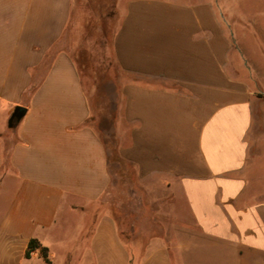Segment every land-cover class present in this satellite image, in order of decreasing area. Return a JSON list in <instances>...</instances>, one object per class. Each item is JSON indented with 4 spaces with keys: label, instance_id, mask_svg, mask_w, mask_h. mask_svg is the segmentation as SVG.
<instances>
[{
    "label": "crops",
    "instance_id": "1",
    "mask_svg": "<svg viewBox=\"0 0 264 264\" xmlns=\"http://www.w3.org/2000/svg\"><path fill=\"white\" fill-rule=\"evenodd\" d=\"M218 3L115 1L112 56L133 78L113 134L149 215L128 238L61 41L71 0H0V264L38 258L30 239L50 263L61 245L75 264H264V92Z\"/></svg>",
    "mask_w": 264,
    "mask_h": 264
},
{
    "label": "rangeland",
    "instance_id": "2",
    "mask_svg": "<svg viewBox=\"0 0 264 264\" xmlns=\"http://www.w3.org/2000/svg\"><path fill=\"white\" fill-rule=\"evenodd\" d=\"M115 1L71 0L70 18L61 41L82 76L91 111L88 122L107 150L115 204L112 213L118 225L124 229L122 234L129 238L131 226H143L149 215L145 211L141 213L130 203L134 197L131 193L133 184L131 181L126 183V179L132 180L135 171L130 164L119 160L118 142L113 134L120 105V83L133 78L117 66L112 56L111 39L118 17ZM218 2L217 10L224 27L236 43L241 44L244 58L256 71L257 82L264 92V0ZM66 251L68 248L61 245L52 249L50 264H75L73 259L66 256ZM22 264L45 263L38 253V258L22 261Z\"/></svg>",
    "mask_w": 264,
    "mask_h": 264
},
{
    "label": "trees",
    "instance_id": "3",
    "mask_svg": "<svg viewBox=\"0 0 264 264\" xmlns=\"http://www.w3.org/2000/svg\"><path fill=\"white\" fill-rule=\"evenodd\" d=\"M104 144V142H103ZM38 252L40 258L45 264H50L48 259V250L46 247L40 245V243L35 239H30L27 244V249L25 252V257L30 258L32 253Z\"/></svg>",
    "mask_w": 264,
    "mask_h": 264
},
{
    "label": "water",
    "instance_id": "4",
    "mask_svg": "<svg viewBox=\"0 0 264 264\" xmlns=\"http://www.w3.org/2000/svg\"><path fill=\"white\" fill-rule=\"evenodd\" d=\"M24 113H25V109L23 107L16 106L14 108V111H13V113L11 115L10 120L11 121L18 122L22 118V116L24 115Z\"/></svg>",
    "mask_w": 264,
    "mask_h": 264
}]
</instances>
